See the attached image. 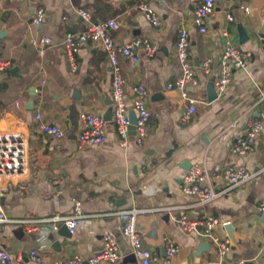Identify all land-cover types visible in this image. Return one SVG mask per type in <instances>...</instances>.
<instances>
[{"label":"crops","instance_id":"crops-1","mask_svg":"<svg viewBox=\"0 0 264 264\" xmlns=\"http://www.w3.org/2000/svg\"><path fill=\"white\" fill-rule=\"evenodd\" d=\"M142 1L0 2V60L11 63L0 77V132L22 133L29 152L27 173L0 181V207L12 219L32 221L33 231L20 223H7L0 234V246L12 253L16 264H35L29 259L33 249L49 261L87 259L102 250L107 234L114 237L122 256L115 264H140L123 234L119 215L134 209L143 246L163 256L164 239L172 238L179 247L176 264H219L220 260L218 247L202 237V227L193 232L181 228L179 220L184 215L190 221L214 217L221 222L217 233L231 241L223 264H253L255 259L264 264V214L258 211L264 200V126L250 153H233L249 119L264 123V38L257 36L264 23V0H223L205 34L194 25V12L203 0H147L160 17L157 27L133 10ZM82 10L96 21L118 20L119 29L111 32L118 46L147 39L157 48L153 57L137 48L136 62L120 57L129 114L135 113L134 89L143 86L148 92L151 119L141 147L132 132L127 147L119 144L113 123L112 71L100 43H82L76 55L77 71H72L64 42L68 32L86 30ZM239 24L250 37L243 44ZM182 28L191 33L189 59L198 79V85L188 88L196 110L187 123L182 118L189 103L183 102L178 90L169 88L181 75L176 43ZM224 32L250 55L249 62L245 69L234 71L226 91L210 101L208 88L219 74ZM43 37H50L52 44L41 57L32 39ZM208 58L212 68L205 74L201 67ZM32 99L34 108L29 110ZM83 112L105 119L106 140L78 150ZM41 124L57 125L63 137L45 134ZM196 163L205 167L216 191L229 189L225 173L229 166L245 165L256 176L212 203L200 205L195 196L182 191L183 176ZM78 210L75 234L62 236L63 225L57 233L53 231L49 219L73 216Z\"/></svg>","mask_w":264,"mask_h":264},{"label":"built area","instance_id":"built-area-1","mask_svg":"<svg viewBox=\"0 0 264 264\" xmlns=\"http://www.w3.org/2000/svg\"><path fill=\"white\" fill-rule=\"evenodd\" d=\"M6 0H0L3 2ZM223 0H203L194 12V25L197 31L205 34L208 31V24L212 17L215 16L217 8ZM245 13H249L247 6H242ZM133 10L142 12L150 24L157 27L161 20L157 12L150 6L147 0H143ZM39 12L36 23L40 21ZM130 14V12H128ZM86 30L82 33L75 34L68 32L65 37V51L69 59L73 72L77 71L78 64L76 55L82 43L94 41L100 43L108 56L112 71L111 97L113 102V123L119 138L121 147H127L131 139L132 122L129 114L128 103L126 100L125 81L122 75L120 57L125 56L133 62L138 61L136 53L137 48H144L148 57H153L157 48L147 39H135L124 46H118L111 32L119 29L120 23L116 19L105 21L94 20L91 13L86 10L80 11ZM227 19L233 21V16L228 14ZM226 42L223 46L219 65L220 70L218 77L214 82V89L217 95L223 94L231 84L233 73L236 70L245 69L249 62V54L243 51L237 44L228 40V33L224 32ZM32 43L38 47L39 56L44 55L45 48L52 44L50 37H43L40 40L32 39ZM191 48V33L189 29L182 28L176 43L177 59L181 68V75L174 85L169 88L178 90L184 103H189L187 111L183 115L182 122L187 123L191 120L195 112L196 101L189 95V86L198 85V79L195 73V66L189 59ZM9 61L0 60V77L5 70L10 67ZM202 71L205 74L211 73L212 59H206L202 64ZM136 99L133 103V110L136 114L135 142L141 147L147 135V126L151 119V112L147 106L148 92L143 86H137L135 89ZM81 131L77 139L78 150L102 144L106 140L105 119L95 113L83 112L81 114ZM264 123L261 119L251 118L246 123L245 135L237 138L233 153L236 156H245L253 149L257 137L263 130ZM41 130L55 139L63 137V131L54 124H41ZM29 168L28 142L20 132H0V181L3 178L21 177L27 173ZM229 189L216 191L209 184V177L205 167L199 163L191 166L184 174L182 181V191L187 195L195 196L200 205H208L216 199L225 195L229 190L250 182L255 176L245 165H232L225 171ZM258 211L264 214V200L258 206ZM80 211L73 216L60 217L55 216L49 219L53 223V231L57 233L61 225H66L71 235L75 234L79 227ZM123 223V234L128 239L132 253L139 260L140 264H176L175 257L179 252V247L175 241L166 237L164 239L165 255L160 256L143 246L142 235L137 228V210L121 211L119 213ZM32 221L17 220L9 217L0 207V234L7 223H20L24 225L27 231H33ZM183 230L193 232L198 227H202L201 235L205 239L211 240L219 252V264H223L227 254L231 249V241L227 237L220 236L217 228L221 222L214 217H207L203 221H190L185 215L179 220ZM264 240V235H263ZM122 256L119 251L116 240L110 234L104 236V244L101 251L92 254L87 259L80 256H74L56 261L47 260L38 249H33L29 253V259L35 264H115L121 260ZM12 253L0 246V264H16ZM253 264H259L257 259Z\"/></svg>","mask_w":264,"mask_h":264},{"label":"water","instance_id":"water-1","mask_svg":"<svg viewBox=\"0 0 264 264\" xmlns=\"http://www.w3.org/2000/svg\"><path fill=\"white\" fill-rule=\"evenodd\" d=\"M238 31H239V38H240V43L243 44L247 41H249L250 37L248 36L247 34V31L245 29V27L242 25V24H239L238 25ZM2 33L0 34V37H1ZM257 36L261 37V38H264V23L263 25L259 28L258 32H257ZM13 73L17 72V68L13 69L12 70ZM208 93H209V100L212 101L214 100L216 97H217V93L215 92V89H214V83H210L209 85V88H208ZM29 110H33L34 108V100L32 99L30 102H29V105L27 107ZM108 117L106 118H110L112 117V113H108L107 115ZM130 118H131V122L133 124L132 126V133H135V124H136V115L135 113H131L130 114ZM190 168H191V165H190ZM189 168V169H190ZM228 231H229V234H230V237L233 241H235V238H234V235H233V228L230 224L226 225ZM61 235L62 236H65V237H71V234L69 233V230L67 228L66 225H63L62 228H61V231H60ZM56 245H58V243H56ZM162 254L165 255V249L162 250ZM135 256V255H134Z\"/></svg>","mask_w":264,"mask_h":264}]
</instances>
